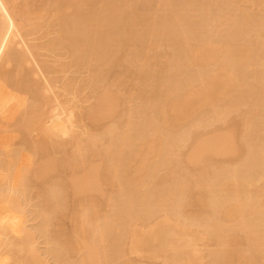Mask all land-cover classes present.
<instances>
[{
    "label": "bare ground",
    "instance_id": "obj_1",
    "mask_svg": "<svg viewBox=\"0 0 264 264\" xmlns=\"http://www.w3.org/2000/svg\"><path fill=\"white\" fill-rule=\"evenodd\" d=\"M180 1L189 3V0ZM244 1L249 8L250 5L254 8L251 6L252 9H249ZM256 1L204 0L203 6L199 4L203 7L201 10L196 7V3L199 2L197 0L196 3H192L198 8V11L197 9L195 11L192 7L187 8L191 1L185 7L186 5L182 6L181 2V4H173L174 0H44V9L47 7L48 12L46 10L39 12L43 15L52 10L51 12H55L60 20L59 26L65 28L61 33L64 40H58L43 33V30L51 27L46 24L47 14L43 17L40 14L35 16L38 17L37 20L35 19L36 22L27 15L30 13L27 9L17 4V0H0V124L4 126L13 120L16 122L15 117L21 108L31 106L30 109L37 111L43 106L42 102H45L44 108L38 112L39 115L37 112L33 115L31 110V115L26 113L27 118L22 120L25 116L23 114V117L19 116L20 125H18L19 121L16 122L17 127L20 126L21 129L24 125L25 128L33 130L34 126L35 133L38 128L45 127L43 130L47 132L45 131L44 136H48L49 139H43V136L42 142L36 145L38 150L45 151V145L49 143L52 146L54 139L52 137H55L54 141H56L57 137L63 138L66 135L68 137L72 132L80 131V128L81 137L83 136L80 137L81 139L78 137L79 145L76 137L73 136L70 140V143L72 139L74 142L77 140V143L73 144V142L68 146L78 145L75 147L77 154L72 147L71 149L74 150L69 152L71 158L66 155L67 160L64 159L67 163L69 161L70 166L67 167L69 164L65 162L66 168L61 171L58 168L59 163L56 165V169L61 172L71 171V175L67 172L63 173V176L57 175L61 172L55 171L56 169L53 171L55 167L52 166H50L52 169L49 167L50 170L46 168L47 174L46 171L41 173L40 171L44 169L41 168L47 161L40 162L39 167L32 166L37 163L33 161L31 167L39 171L35 170L32 175L29 171L30 181L25 175V180L18 179L20 183L24 182L23 189L25 188L24 191L23 189L19 191L18 187L22 184L16 185L17 180L13 173L17 171L18 165L23 166L22 162H25L23 155V161L19 163L21 151L23 154L27 145L25 144L24 148L25 142H19L22 148L21 145H17L16 149L12 142L14 135L12 132L9 134L11 129L4 130L5 127L2 131L0 129V174L1 178L3 177L2 180L0 179V183L2 182L0 184V264L12 263L10 256L1 255L2 252L10 255L11 250L9 253L6 248L3 250L8 243L5 239L10 235L12 238L17 235L15 239L21 235L20 238L25 239L35 234V232L31 234L32 230L28 231L27 227L26 233L21 229L28 220L26 217L33 211L36 214L33 213L34 219H29V222L35 219L36 222L38 219L41 220L40 222L38 220L32 229L35 231L36 228L38 234L44 233L43 240L47 246L50 241L52 242L51 246L45 245L49 249H41L44 254L48 250L54 251L55 255L50 254L54 255L55 259L58 257L60 261L65 257L61 258L63 254L61 256L58 254L56 257V251L66 255L73 254L72 250L83 251L79 256L75 254L76 260L72 256V259L65 258L67 264H71L72 260H74L73 264H147L138 263L129 257L134 254H143L145 258L155 261L160 260V264H235V262L264 264V155L261 154L264 152V111L261 108L264 104V34L260 39L253 41L247 33L251 30L255 31V26L262 24L261 21L254 23L258 8L264 7V0L259 4L262 7L257 4L261 0ZM255 5L258 11L254 10ZM238 6L240 7L236 9ZM198 12L204 15L200 17ZM32 13L37 14L34 11ZM197 14L201 19L203 17L204 21L201 24L199 22L198 26L193 23ZM41 20L45 21L41 22ZM23 27H27L23 39L25 44H30L28 50L30 47L35 48V51L30 49L35 54L38 53L37 49H41L40 54H36L42 56L43 60L38 59L41 60L39 62L43 61V69H47L44 70L47 71L46 74L50 73L51 65L53 67L54 64L50 60L67 58L65 63H69L67 66L70 67V72L66 73L69 75L71 73L70 78L69 75L68 78L66 77V73L64 76L63 73L62 76L58 74L66 68L64 61L60 62L65 66L64 69L59 70L55 66L60 60L57 63L54 60L53 70L51 68L49 74L51 78L48 76L55 81L52 83L56 84L65 77L63 81L67 83L60 82V89L58 88L60 83L58 86L50 83L51 87H57V91H60L61 100L67 93L62 101L64 106L57 97L61 104L57 101V105L51 106L53 107L51 109L49 107L51 100L49 98L42 100L39 97L42 94H40V84L30 82V79L26 78L29 77V71L22 67L25 54L22 55L12 48L16 38L22 39L20 32ZM220 31L224 38L212 39L214 35L220 34ZM164 45L171 49L170 53L159 50ZM259 58L263 61L262 69L257 72L252 71V65ZM13 59L19 61L21 69L19 67L18 70L21 71L20 74L22 73L18 74L21 79L13 81L17 84L14 91L4 79L7 71L2 74L4 65ZM45 59L46 63L48 61L51 65H46ZM142 59L149 63L150 70L141 71L137 77L126 76L129 68ZM211 65L214 68L207 69V66ZM122 67H124L123 71L117 70ZM55 68L59 70L56 72L57 76ZM185 70H191L193 74L188 75L187 72L188 76L180 82V79H184L183 76L186 75ZM76 71H79L80 75L82 71L87 73L82 75L84 78L78 73L76 77ZM251 71L254 77L252 80L246 77ZM71 77L78 82L76 85L80 86L83 81L80 91L84 92H78L76 82ZM57 78L59 82L56 81ZM176 78H179V81ZM68 79L74 81V85L71 84L77 90L75 92L78 95L71 94L76 95L74 100L70 95L71 91L68 90ZM79 80H82L80 84ZM63 85L66 86L65 90ZM119 85H125L123 87L131 85L130 91L125 90L126 92L120 91V93L115 87ZM23 86L26 87L25 90L31 92L39 91L36 100L35 97H31L36 102L41 100L40 109H34L40 104H36L33 99L31 104L28 103L30 98L28 100L19 93H23L22 91L27 93ZM157 86L158 88L161 86V89L159 90ZM139 87L143 91L141 94L137 93ZM64 92L65 94L62 95ZM79 94L84 96V99ZM71 97L72 100L67 102V98L71 99ZM42 98L44 99L43 96ZM89 100L90 102L92 100V103L88 106ZM65 102L66 105L72 104L71 106L80 102L78 107H83L81 109L85 111L80 109L81 111L76 112L77 106L75 108L69 104L66 106ZM84 103L87 109L84 108ZM32 105L35 107L33 108ZM47 106L50 108L49 111ZM65 106L67 108L70 106L69 111L71 109L75 111L69 113ZM75 112H79L75 116L79 128L76 131V120L75 127L72 121L74 120L72 114ZM231 114L234 115L232 121ZM228 118L230 124L227 122ZM107 120L110 123L102 125ZM190 120L191 123H188ZM236 121L241 124L238 125ZM219 122L223 126L221 124L216 126L211 132L193 130L195 126L205 129ZM40 123L42 126L44 124V127H39ZM26 131L24 129L23 135L31 130L27 133ZM75 136L80 135L78 133ZM43 140L50 142L45 143ZM40 144L44 145L43 149L40 148ZM54 145L49 148H53ZM64 146L65 144L62 147ZM49 148L47 153L50 152ZM44 151L42 158L46 155ZM219 156L225 161H219L217 159ZM64 160L63 157L60 160L63 167ZM21 166L18 169L20 171L29 167L25 165L21 168ZM194 166L198 167L195 168L197 171L193 169ZM63 167L61 165V168ZM52 171L55 176L49 174ZM36 173L40 177H37ZM19 174L23 176L27 172L22 174L18 171L17 178ZM50 175L55 178H53L54 183L53 180L45 181L52 179ZM35 176L39 178V185L42 184L39 180L46 184L41 185L43 188L46 187V190L39 187L43 192L37 188L41 190L39 194L48 193L44 196L40 194V200L46 197L42 202L40 201L41 203L35 204L38 201H34L33 210L28 211L31 207L28 203L26 210L29 213L24 210L28 213L26 215L23 213L22 195L23 192L28 193L26 186L30 187V185L27 183L37 181ZM65 176L68 178L67 181L63 179ZM61 178L64 181L57 182ZM104 182L112 189L104 190L102 188ZM8 184L10 185L7 188L11 191L15 188L14 197L12 192L11 197L8 196L9 192L7 193L6 188ZM4 185L6 190L1 188ZM16 192H21L20 196L16 195ZM19 197L22 199L21 205ZM67 219L72 223H70L71 230L70 225H65L66 228L64 224L59 225V222L66 223ZM135 221L139 223L134 224ZM52 227L54 229L50 231ZM20 233L23 235L25 233L26 236ZM32 236L31 241L28 242V239L19 238L20 241L17 239L15 242L13 238L6 244L7 248L16 246L21 255L20 249L24 251L25 247L29 246V242L35 246L36 241L33 242ZM56 239H60V242H55ZM209 240L214 242L215 247L206 253L198 252L196 247L199 242ZM36 248H33V252L31 249L34 254H30L33 258L38 257L37 259L42 260L40 253H36ZM17 250L15 252H18ZM67 251L70 253L67 254ZM14 257H11V260ZM17 259L15 257V261L12 260L14 264H18ZM37 259L35 258L34 261ZM67 259L71 261L68 263ZM43 261L47 262H44L45 264L49 262L46 259Z\"/></svg>",
    "mask_w": 264,
    "mask_h": 264
},
{
    "label": "rangeland",
    "instance_id": "obj_2",
    "mask_svg": "<svg viewBox=\"0 0 264 264\" xmlns=\"http://www.w3.org/2000/svg\"><path fill=\"white\" fill-rule=\"evenodd\" d=\"M41 1H42V2H41ZM190 1H191V3H190ZM192 1H193V2H192ZM198 1H199V2L196 3L197 0H196V1H195V0H189V1H188V2L190 3L189 6H188L189 3H187V2H185V3L181 2V1H180V2L182 3V6L185 4V5H186L185 7H187V6H188L187 8H189V7L191 8V7H192L193 10L196 11V9H197V11H198V8H195V4H193V5H194V6H193L192 3L195 2V3H196V7H199V8H201V10H202L203 7H201V6L204 5V4H202V2H204V0H198ZM205 1H207V0H205ZM217 1H218V0H217ZM219 1H220V0H219ZM17 2H18L17 4H18L20 7L22 6L24 9H27V10L30 12V13L27 14V15L30 16V18H31L32 20H35V19L37 20L38 17H35V16H38L39 14L42 15L41 13H42V12H45V10H46V12H48L46 6H45L46 9H44V5H45V3H43L44 0H17ZM172 2H173V1H172ZM180 2H179V0H176V1L174 0V3H173V4H176V3L179 4ZM256 2H258V0H257ZM42 3H43V4H42ZM181 3H180V4H181ZM186 3H187V4H186ZM244 3H245V1H244ZM262 3H263V2H262V0H261V2H260V3L258 2L257 4H258V6H260L259 4H262ZM197 4H198V5H197ZM199 4H201V6H200ZM245 4H246V3H245ZM248 4H249V2H248ZM191 5H192V6H191ZM240 5L242 6V3H241V2H240ZM246 6H248V8H249V5L246 4ZM246 6H244V7L246 8ZM251 6H252V5H250V8H249V9H252ZM234 7H236V5H235ZM239 7H240V6H238L236 9H238ZM242 7H243V6H242ZM252 7H253V6H252ZM260 7H262V6H260ZM194 8H195V9H194ZM253 8H254V7H253ZM42 9H43V10H42ZM51 9H52V8H51ZM254 10H255V11H258V10H259V11L257 12V14H255V15H256V17H255V21H256V23H254V24H257V21H258V22L261 21L262 24H260V25H256V26H255V31H254V30H251V31L247 32V33H248V37H249L250 39H252L253 41H254L255 39H260V38L262 37V35L264 34V25H263V22H264V7H262V8H258V10H257L256 5H255V9H254ZM32 11H34V13H37V14H33ZM35 11H36V12H35ZM39 11H41V13H40ZM51 11H52V10H51ZM51 11H49L48 14H47V13H43V15L47 14V15H45V17H47V19L44 17V18L46 19V24L51 25L50 28H46L45 30H43V33H44L45 36H47V37H53V38H56V39H58V40H64V38L61 36V33H63V31H64L65 28L59 26V25H60V20H59V18L57 17V15H56L55 12L52 13ZM38 12H39V13H38ZM199 12H201V11L199 10ZM199 12H198V13H199ZM43 15H42L41 17H43ZM200 15H201V13H199V16H200ZM202 15H204V14L202 13ZM202 15H201V16H202ZM199 16H198V14H197L196 18L194 19L195 21L193 22V23H194L195 25H197V26H198L199 22H200V24H201L202 21H203V20H202L203 17H202V19H201V18H200L201 16H200V17H199ZM197 17H198V18H197ZM44 18H40V19H44ZM199 19H200L201 21H198ZM36 20H35V21H36ZM39 21H40V20L38 19V23H39ZM42 21H45V20H41V22H42ZM196 21H198V23H196ZM36 22H37V21H36ZM36 22H35V23H36ZM203 23H204V21H203ZM200 24H199V25H200ZM26 30H27V27H23V28H22V30H21V32H20V36L22 35V39H21V37L16 38V39H15V42H14L13 45H12V48H15L17 51L21 52L22 55L25 54V55H24L25 57L23 58L22 67L24 66V69H25V70L27 69V70L29 71V73H30V74L28 73L29 77L27 76L26 78H29L30 80H29V79H28V80H29L30 82H31V81L34 82V83H35V82H38V83L40 84V90H41V91L39 90V84H37V88H38V90L40 91V94H41V93L43 94V95H42V94H41V95L44 97V99L42 98L41 95L39 96V94H38L39 91H38V93H37V92L35 93L34 91H36V90H34L33 92H31V91H29V90H25V89H26L25 86H23V89H24L27 93H25L24 91H22L23 93H21V92H19V89H18V92H19L20 94H23V95L26 97V99L29 100V98H30V102H28V100H27V102L30 103V104H31V102H32L31 99H33V98L35 97V100H36V99H37V96L41 97L40 99H42V100H45V99L47 100V99L49 98V99L51 100L50 102L53 103V104L49 103V107L52 109L53 107H51V106H54V107H55V106L57 105V101H58V100H57V97H59V99H60V101H61V103H62V101H64V97L67 95V93L65 94V92H64L62 95L65 94V96H63V100H61V99H62V96L60 97L61 93H60V91H57V87H55V88L51 87V84H56V83H52V81H54V80L49 79V77H50L49 74L51 73V68H52V70H53V67H54L55 62L57 63L61 58H60L59 60L57 59L58 61H56V59H54L55 62H54V60H50L51 63H52V61H53V63H54V64H53V67H52V65H51L50 62L47 61V63H46V59H45V63H46V65H48V64L51 65V68H50V70H49L50 73H49V74H46L47 71L45 72L44 70H47V69H43V61H42V62H39V60L42 58V56H38V55L40 54L39 51H40L41 49H37L39 54H38L37 52H35V54H34V52L31 51L33 48L31 49V47H30L29 50H28V46H30V44L28 43V44H29V45H28V44H25V43H24V39H23V37L25 38L24 33L26 32ZM43 33H42V35H43ZM217 33H218V32H217ZM217 33H215V34H217ZM213 35H214V34H212V36H213ZM18 36H19V35H18ZM212 36H211V37H212ZM216 37H217V39H216ZM213 38L216 39V40H220V38H224V35H223V33L220 31V34L218 33L217 35H214V36L212 37V39H213ZM218 38H219V39H218ZM239 39H240V38H239ZM25 40H26V39H25ZM22 41H23V42H22ZM26 45H27V46H26ZM30 49H31V50H30ZM37 50H36V51H37ZM159 50H160V51H163V52H167V53H170V52H171V49H169V48L166 47L165 45H164V46H161V47L159 48ZM33 51H35V48L33 49ZM42 52H43V51H41V53H42ZM36 53H37L38 55H37ZM38 58H40V59H38ZM62 58H63V57H62ZM65 58H66V57H65ZM65 58H63L64 60L62 59V60H60V61L58 62V64H59L60 66H59L58 64H55V66H57V67L59 68V70H60V68H61V69H64V67L66 66V68H68L67 71L64 72V70H66V68H65L63 71H62V70L59 71V70H57L58 68L56 67L57 69H56V68H55V69H56L57 71H55V75H56V72H58V71H59L58 74L61 75V74L63 73V74H62L63 76H64V74H65L66 72H67V73L70 72V71H69V70H70V67H68V66H69V63H68V64L65 63V62H67V58H66V59H65ZM42 60H43V58H42ZM47 60H49V59H47ZM69 60H70V59H69ZM40 61H41V60H40ZM61 61H64V62H63V63L65 64V66L63 65L64 67L61 65V64H63V63L60 64ZM21 62H22V61H21ZM21 62H20V63H21ZM68 62H70V61H68ZM41 63H42V65H41ZM45 63H44V64H45ZM262 64H263V61L261 60V58H259L256 62H254V64L252 65L251 70H252V71H255V72L260 71V70L262 69ZM49 65H48V66H49ZM67 65H68V66H67ZM19 67H20L19 61L13 59V60H11L10 62H8V63H6V64L4 65V72H2V74H4V73L7 71V73L4 74V75H5V76H4V77H5L4 79H5V81H7L8 86H11L10 88H11V90H13V91L16 90V88H17V87L15 86V85H17V84H15V82H13V81H17V80H19V78L21 79L20 75H21L22 73L20 74L21 71L18 70ZM44 68H45V67H44ZM213 68H214L213 65H211V66H207V69H213ZM20 69H21V67H20ZM71 70L73 71L72 68H71ZM85 70H86V69H85ZM117 70H118V71H123V70H124V67L119 68V69H117ZM149 70H150L149 63L146 62V61H144V60L142 59L141 61H138L134 66H131V67L129 68V72L126 74V76L137 77L138 74H139L141 71L147 72V71H149ZM16 71H17V72H16ZM19 71H20V72H19ZM252 71H251V74H249L250 72H248V73L246 74V75H247L246 77H249L251 80L254 78V77L252 76ZM74 72H75V71H74ZM78 72H79V71H76V73H75L76 77H77V75L79 74ZM184 72H185L184 74H186L187 72H189L188 75H189L190 73H192L191 70H185ZM255 72H253L254 75H255ZM67 73H66V74H67ZM77 73H78V74H77ZM80 73H81V72H80ZM86 73H87L86 71H84V72L82 71V74H81V75L79 74V75L82 76L83 74L85 75ZM18 74H20V75H18ZM66 74H65V75H66ZM73 74H74V73H73ZM73 74H72V75H73ZM192 74H193V73H192ZM248 74H249V75H248ZM59 75H58V76H59ZM62 75H61V76H62ZM68 75H69V74L66 75L67 78H68ZM70 75H71V73H70ZM70 75H69V78H70ZM188 75H187V74L184 75V76L182 75V76L184 77V79H180V80H181L180 82H182V80L184 81V80H185V76L187 77ZM16 76H17V77H16ZM48 76H49V77H48ZM56 76H57V75H56ZM182 76H181V77H182ZM76 77H75V78H76ZM82 77H83V76H82ZM82 77H81V78H82ZM246 77H245V78H246ZM50 78H51V77H50ZM59 78H60V77H59ZM64 78H65V77H63V79H64ZM71 78L74 79V77H71ZM81 78H80V79H81ZM83 78H84V77H83ZM249 78H248V79H249ZM16 79H17V80H16ZM48 79H49V81H48ZM54 79H55V78H54ZM61 79H62V78H61ZM63 79L60 80V82H62ZM76 79H77V78H76ZM78 79H79V76H78ZM176 79L179 81V78H176ZM246 79H247V78H246ZM248 79H247V80H248ZM250 79H249V81H250ZM255 79H256V78H255ZM71 80H72V79H71ZM71 80L68 79L69 89H68V87H67L66 90L68 89V90L71 91L70 95H71L72 93H73V94H77V92H75L76 88L73 86V85H74L73 82L75 81V79H74V81H71ZM56 81H58V78L56 79ZM80 81H82V80H79V84H80ZM54 82H55V81H54ZM58 82H59V81H58ZM60 82H59V83H60ZM63 82H65V81H63ZM63 82H62V83H63ZM75 82H76V83H75V85H76L78 82H77V81H75ZM16 83H17V82H16ZM50 83H51V84H50ZM59 83H58V84H59ZM66 83H67V82H65V84H66ZM71 83H73V85H72ZM58 84H56V85L58 86ZM83 84H84V83H83V81H82V84H80V86H81V85L83 86ZM68 85H67V86H68ZM60 86H61V83L59 84V87H58L59 89H60ZM76 86H77V89H79V90H78V92H79V91L81 90L82 87H80L79 85H76ZM123 86H125V85H122V86L119 85V86H115V87H117V90H118L119 92H120V91H125V90H126V91H128V90L130 91L129 88H130L131 85H127V87H123ZM62 87H63L64 90H65V87H66V86L63 85ZM62 87H61V90L63 89ZM70 87H71L72 89H71ZM78 87H80V88H78ZM160 87H161V86H159V88H160ZM8 88H9V87H8ZM10 88H9V89H10ZM125 88H126V89H125ZM127 88H128V89H127ZM157 88H158V86H157ZM159 88H158V89H159ZM59 89H58V90H59ZM160 89H161V88H160ZM160 89H159V90H160ZM64 90H62V92H63ZM76 91H77V90H76ZM126 91H125V92H126ZM67 92H68V94H69V91H67ZM80 92H84V91H80ZM80 92H79V93H80ZM28 93H29V94H28ZM30 93H32V94L30 95ZM120 93H121V92H120ZM122 93H123V92H122ZM137 93H139V94L143 93V91L140 89V87H139V89L137 90ZM25 94H26L27 96H26ZM33 94H34V95H33ZM35 94H36V95H35ZM73 94H72V95H73ZM84 94H85V93H84ZM29 95H30V96H29ZM72 95H71V96H72ZM77 95H78V94H77ZM28 96H29V97H28ZM31 96H33V98H32ZM68 96H69V95H68ZM75 96H76V95L72 96V97H73V100H74V97H75ZM79 96H82V95L79 94ZM87 96H88V95H87ZM87 96H86V97H87ZM72 97H71V99H68V98H67L66 101H67V102H70V101L72 100ZM83 97H84V96H82V98H83ZM86 97H85V99H86ZM69 98H70V97H69ZM76 98L78 99L79 97L77 96ZM76 98H75V100H76ZM88 98H89V96H88ZM65 99H66V98H65ZM80 99H81V98H80ZM83 99H84V98H83ZM33 100H34V99H33ZM35 100H34V101H35ZM68 100H69V101H68ZM34 101H33V102H34ZM39 101L41 102V100H39ZM76 101L78 102V100H76ZM79 101H80V100H79ZM84 101L87 102V100H84ZM234 101H235V100H234ZM40 102H36V101H35L36 104H37V103L40 104ZM48 102H49V101H48ZM48 102H47V103H48ZM58 102H59V101H58ZM73 102L75 103V101H73ZM80 102L82 103L83 101H80ZM80 102H79V103H80ZM35 103H33V105H34ZM42 103H43V106H42L41 109H40L39 107L41 106ZM42 103H41L40 105H38V107H37V105L35 104L37 108H36L35 106H34V107H35V108H34L33 105H32V107H33L34 109H38V108H39L40 110H42V109L44 108V105H45L44 103H45V102H42ZM59 103H60V102H59ZM61 103H60V104H61ZM79 103H78V105H79ZM90 103H92V100H91V102H90V100H89V102L87 103V105L89 106ZM263 103H264V102H263ZM50 104H51V105H50ZM54 104H55V105H54ZM60 104H59V105H60ZM68 104L70 105V103H68ZM68 104L66 105V102H65V105H66V106H68ZM76 104H77V103H76ZM84 104H85V105H84V108H85V106H87V105H86V103H84ZM62 105L64 106L63 103H62ZM71 105H72V104H71ZM71 105H70V106H71ZM73 105H74V106H71V107H74V108H75V107L77 106V108H78V109L75 108V109H76V112H77V111H81V110L85 111L84 109H81V108H83V107L79 108L78 105H75V104H73ZM80 105H81V104H80ZM66 106H65V108H67ZM70 106L67 108L68 111H69ZM81 106H83V104H82ZM30 108H31V106H30ZM30 108H29V107H26V108H21V110H19V112L17 113V117H15L16 119L14 118L16 122L19 121V122H18V123H19L18 125L21 124V120H20L19 116H20V117H21V116L23 117V115H24V116L27 115L26 113L29 114L31 110H32L31 113H32L33 115L36 114V112L38 113V112L40 111V110L34 111L33 109H30ZM46 108H47L48 111L50 110V108H48V106H47ZM242 108H243V107H242ZM244 108H245V107H244ZM261 108H262V110L264 111V104L261 105ZM80 109H81V110H80ZM85 109H87V108H85ZM73 110H74V109H71L70 111L72 112ZM241 110H242V109H241ZM43 111H44V110H43ZM70 111H69V113H70ZM74 111H75V110H74ZM74 111H73V112H74ZM76 112H75V113H76ZM238 112H239V114H240V111H238ZM238 112H237V113H238ZM31 113H30V115H31ZM75 113L72 114L73 117H74V120H72V121H74V122H73V126H74V123H75V120H76V124H75L76 127L74 126V127H75V131H76L78 127H77V119H75V118H76L75 116L78 115L79 112L76 113V114H75ZM235 113H236V112H235ZM235 113H234V114H235ZM22 114H23V115H22ZM30 115H28V116H30ZM38 115H39V113H38ZM231 115H232V114H231ZM237 115H238V114H237ZM233 116H234V115H232V117H230L231 121H232V119H233ZM63 117H64V116H63ZM65 117H66V116H65ZM77 117H78V116H77ZM238 117H239V119H240V116H239V115H238ZM24 118H27V116L23 117L22 120H23ZM194 118L197 119V116L194 115ZM234 118H235V117H234ZM28 119H29V118H28ZM63 119H64V118H63ZM195 119H194V120H195ZM230 119H229V118L227 119V120H228V121H227L228 123L231 122V121H229ZM236 119H238V118H236ZM110 120H111V119H110ZM191 120H192V119H191ZM191 120H190L188 123H191ZM26 121H27V120H26ZM13 122H14V120L11 121V123L8 122V125H7V123L4 124V126H3V124L1 123L0 126H1L2 128L0 127V129H1V131L3 130V127H5L4 130H6L7 128L11 129V130H9V129H8V130H9V132H10L9 134H12V133H13V135H14V136L12 137V138H13V139H12V140H13L12 142H13V145H14L13 147H16V149H17V145H18V146L21 145V144L19 145V142H21V143H22L23 141L25 142V143L23 144V145H24V146H23L24 148H25L26 145H27L26 149H27L28 151H27L26 149L23 148L25 151L23 150V152H24L23 154H22V151H21V160H20L19 163H21V161H23V157H24V158H25V159H24L25 162H22V163H24L25 165H27V166H29V167H26L24 170H22V169H23L22 167H23V166L25 167V165L23 164V166H21V164H20V165H18V169H19V166H21V168H22V169L20 168L21 171L18 170L17 167H16L17 171H16V169H15L16 172L13 173L14 177L16 176L15 179L17 180V184H16V182H15V184H16V185H18V184L21 185V184H22V185H21L22 187H21V186L18 187V189H20L19 191H21V190L23 189V183H24L23 181H21L22 183H20L19 181H20L21 179L24 178V175L27 176V177H25L26 179H27V178L29 179V178H30V174L32 175V173H34V172H36V171L38 170V169H34V168H35L36 166L39 167L40 162H42V161H45V162L47 161V163H46V165H44L45 167H44V166H43V167L41 166V167H42L41 169L44 168L42 171H40L41 173H42V172L45 173V171H46L45 174H47V171H48L47 169H49L50 166H52V168L55 167V168H53V169L50 167V168L54 171V170L56 169V167H57L56 165H57L58 163H59V164H58V168H60V170L66 168L65 165L69 164V161H68V163H67V161H65L64 159L67 160V157H68V156H69L68 158H71V156H70L71 151H73V150L75 149V147L79 145V143H80V139L83 137V136L81 137V134H82V133H80V131H82V130H81V128H80V131L78 130V132H77V131H76V132H72V131H71L72 133H71L70 136H68V137H66L67 135H66L65 137H63V138H62L61 136L57 137L58 139H57L56 141H54V139H56V138H55V137H52V139L54 138L52 144H53V145L55 144L53 148H51V149L49 148V147H52V146H53V145L50 146L51 144L49 143V144L45 145V149H46L45 151H44V150H41V149L38 150L36 145H39V144H37V143H39V142L42 140V137L45 135V131H46V130H43V129H45V127H44L45 122H44L43 126L41 125V123H40L41 126H39V127H44L43 129L38 128V127H37L38 125L36 124V127L38 128V130H39V131L42 130L43 133H40V132H42V131L39 132L38 130H36L37 133L33 132V130H34V126H33V130H32V129H29V128H28V129L25 128V126L23 125V126H24V129L27 130L26 133H27L28 131H30V130H31L30 132L34 133V134H32V133L28 132L29 135H28V134L23 135V134H25L24 129H23V126H22L23 131H22V129H21L20 126H18V127H20L19 129H21V130H19V129H17V128H18V127H17V123L14 122V123H16V124H15L16 126H15ZM233 122H234V121H233ZM237 122L239 123V121H236V123H237ZM42 123H43V122H42ZM78 123H79V121H78ZM108 123H110V121L107 120V121H104V122L102 123V125H106V124H108ZM192 123H193V122H192ZM228 123H227V124H228ZM220 124H221V123L219 122V123H216L215 125H214V124H213V125H209V126H207L205 129H203V128H198V127L195 126V127H193V130H194L195 132H201V131H202V132H205V133H206V132H211V131H213V129H214L216 126H218V125L220 126ZM229 124H230V123H229ZM229 124H228V125H229ZM231 124H232V123H231ZM240 124H241V123H239L238 125H240ZM6 125H7V126H6ZM221 125H222V124H221ZM73 126H72V127H73ZM78 126H79V124H78ZM222 126H223V125H222ZM225 126H226V125H225ZM10 127H11V128H10ZM30 127H31V126H30ZM79 127H81V126H79ZM90 127H91V126H90ZM90 127H88V128H90ZM12 128H13L14 130H13ZM31 128H32V127H31ZM35 129H36V128H35ZM78 129H79V128H78ZM215 129H216V128H215ZM90 130H92V128H91ZM14 131H15V132H14ZM16 131H17V132H16ZM34 131H35V130H34ZM73 131H74V130H73ZM11 132H12V133H11ZM21 132H22V133H21ZM23 132H24V133H23ZM38 132H39V133H38ZM46 132H47V131H46ZM17 133H18V134H17ZM78 133H79L80 136H75V135H78ZM19 134L22 135L23 137L20 136ZM31 134H32V135H31ZM42 134H43V135H42ZM48 135H49V134H48ZM10 136H11V135H10ZM24 136H25V137L27 136V138H24ZM46 136H47V134H46ZM73 136H74V137H73ZM60 137H61V138H60ZM72 137H73V138L76 137V139H78V143L76 142L77 140L75 141V142L78 144V145H76L75 147H74L73 145H72V146H68V145H71V144L74 142V139H72V141H71L72 143H70V140H71ZM78 137H79V138L81 137V138L79 139ZM44 138H46L47 140L49 139L48 136H47V137L44 136L43 139H44ZM50 138H51V137H50ZM50 140H51V139H50ZM43 141H44V140H43ZM51 141H52V140H51ZM57 141H58V142H57ZM41 142H42V141H41ZM44 142H45V143H48V142H50V141H48V142H47V141H44ZM54 142H55V143H54ZM62 142L65 144L64 147H62V146L64 145ZM65 142H66V143H65ZM67 142H68L69 144H68ZM75 142H74L73 144H75ZM45 143H44V144H45ZM60 143H61V144H60ZM15 144H16V146H15ZM25 144H26V145H25ZM42 144H43V143H42ZM66 145H67L68 148L70 147L69 150H70L72 147H73L74 149H73V150L71 149V150L69 151L68 148L66 147ZM185 145H187V144H185ZM188 145H190V144H188ZM40 146H41V147H40ZM40 146H39L40 148H42V149L44 148V145H41V144H40ZM35 147H36V148H35ZM46 147L49 148V150H50L49 153H47V150H48V149H47ZM186 147L188 148V146H186ZM21 148H22V145H21ZM19 149H20V147H19ZM12 150H13V148H12ZM36 150H38V151H36ZM67 150H68V151H67ZM76 150H77V149H75V151H74L75 153L77 152ZM184 150H185V147H184ZM186 150H187V149H186ZM42 151L46 152V155L50 154V155H48V156H52L53 158L51 159V158H49V157L46 156V155H45L44 158H42V156H44V154H43ZM65 151L67 152V154H65V153H66ZM41 152H42V153H41ZM69 152H70V153H69ZM185 152H186V151H185ZM63 153L65 154V157H66V155H67L66 158L63 156V155H64ZM62 154H63V155H62ZM68 154H69V155H68ZM76 154H77V153H76ZM261 154L264 155V152H261ZM22 155H23V157H22ZM55 156H56L57 158H55ZM73 156H76V155L73 154ZM47 157H48V158H47ZM62 157H63V160H64V162L62 161V162L64 163V167H63V164L60 162V160L62 159ZM76 157H77V156H76ZM46 158H47V159H46ZM31 159H32V161H31ZM45 159H46V160H45ZM48 159H49V160H48ZM75 159H76V158H75ZM92 159H93V158H92ZM92 159H91V160H92ZM96 159H97V158H96ZM217 159H219V161H221V162H223V160L225 161V159H223V158L220 157V156L217 157ZM226 159H227V158H226ZM69 160H70V159H69ZM91 160H90V162L93 163V161H91ZM93 160H94V159H93ZM33 161H34V162L36 161L38 164H37V163L33 164ZM50 161H52V162H50ZM75 161H76V160H75ZM45 162H44L43 164H45ZM53 162H55V163H53ZM56 162H57V163H56ZM65 162H66L67 164H65ZM94 162H95V161H94ZM50 163H52V164H54V165H47V164H50ZM32 164H33V165H32ZM43 164L41 163V165H43ZM60 164L62 165L63 168H61V165H60ZM31 165H32V166H35V167L32 168ZM59 165H60V166H59ZM69 166H70V164H69L67 167H69ZM30 167H31L32 169H31ZM38 167H37V168H38ZM47 167H48V168H47ZM46 168H47V169H46ZM58 168H57L55 171L59 170ZM195 168H198V167L194 166V168H193L194 170L197 171V169H195ZM28 169H29V170H28ZM33 169H34V171H33ZM35 170H36V171H35ZM49 170H50V169H49ZM60 170H59V172L62 171V170H61V171H60ZM67 170H69V168H67ZM70 170H71V167H70ZM191 170H192V169H191ZM18 171H19L20 173L22 172V174H23V172H25V173L27 172V174H23V176H20L21 174H19V176H18V178H17ZM29 171H31L30 174H29ZM38 171H39V170H38ZM38 171H37V172H38ZM53 171H52V172H49V174H51L52 176H53V175L55 176V174H52ZM63 171H64V172H61L60 174H57V175H61V174H62V176H63V173H66V172H67V171H65V170H63ZM192 171H193V170H192ZM196 171H195V172H196ZM40 172H39V174H40ZM59 172H58V173H59ZM70 172H71V171H69V172H67V173L70 174ZM54 173H55V172H54ZM71 173H72V172H71ZM28 174H29V175H28ZM37 174H38V173H36L35 175H37ZM39 174H38V175H39ZM68 174H67V176L69 177ZM33 175H34V174H33ZM38 175H37V177H40V176H38ZM51 175H50L49 177H51ZM57 175H56V176H57ZM64 175H66V174H64ZM70 175H71V174H70ZM1 176H2V175L0 174V179L2 180L3 177L1 178ZM35 177H36V176H35ZM37 177H36V178H37ZM43 177H45V175L42 176V179H43V181H44V178H43ZM46 177H47V176H46ZM25 178H24V180H25ZM36 178H35V179H36ZM47 178H48V177H47ZM51 178H52V177H51ZM53 178H54V177H53ZM53 178H52V179H50V178H49V179H46L45 181L48 182V180H49V181H50V180H53V183H54V179H55V178H54V179H53ZM58 178H60V177L58 176ZM65 178H66V176L63 177V179H64L65 181H67L68 178H66V179H65ZM18 179H19V181H18ZM32 179H33V176H32ZM38 179H39V178H37V181H34V182L31 181V182H29L30 184L27 183L28 185H30V187H27V186H26V192L28 191V193L23 192L24 194L22 195V196H23V198H22V199H23L22 207L24 206V207H23V211L26 210V209L28 208V207H26V206L28 205V203H29V205L31 206L30 208H28V211H29V209H32V210H33L34 206H33V208H32V205H35V204L41 203V202H42V199L46 197V196H45V197H43V198L40 200V197H41L40 194H42V195L44 196L46 193H48V192H46L45 194L42 193L43 190H42L41 188H39V187H40L43 183H44L43 186H45L46 184H45V182H43L42 180H41V181L39 180L40 183L42 182V184L39 185V183H38ZM56 179H57V178H56ZM63 179L61 178V179H60L59 181H57V182H60L61 180L64 181ZM1 180H0V181H1ZM30 180H31V178L29 179V181H30ZM57 180H58V179H57ZM26 182H27V180H26ZM26 182H25V183H26ZM35 182H37L38 185H37V184H34ZM55 182H56V181H55ZM1 183H2V182H1ZM1 183H0V184H1ZM32 183H33V184H32ZM51 183H52V182H51ZM51 183H50V184H51ZM66 183H68V182H66ZM2 185H3V184H2ZM9 185H10V184H8V185L6 186V188L9 187ZM16 185H15V186H16ZM32 185H33V186H34V185H37V186H36V187H35V186L33 187ZM47 185H48V183H47ZM43 186H41V187L43 188ZM47 187H48V186H47ZM1 188H5V185H4V187L2 186ZM6 188H5V190H6ZM27 188H28V190H27ZM37 188H39V189L42 190V192H41L40 194H39V191H41V190H38ZM102 188H103L104 190H106V191H109L110 189H112V188H109V186H108L107 183H105V182L103 183ZM7 189L10 190V191L7 190V193L9 192V193H8V196L11 197L10 194H11V192H12V196L14 197V194H15V193H13V191L15 190V188H14V190L12 189L13 191H11V189H9V188H7ZM24 189H25V188H24ZM24 189H23V191H24ZM43 189L46 190V187H44ZM47 190H48V188H47ZM68 191H70V190L68 189ZM114 191H116V190H114ZM20 193H21V192H19V193L16 192V195H17V194L19 195ZM38 195H39V197H38ZM47 195H48V194H47ZM69 195H70V194H69ZM69 195H68V196H69ZM19 196H20V195H19ZM24 196H25V197H24ZM28 196H29V197H28ZM69 197H70V199H71V195H70ZM69 197H68V198H69ZM20 198H21V197L18 198L19 202H20V200H22V199H20ZM25 198H26L28 201H27ZM30 198H31V199H30ZM29 199H30L32 202H31ZM25 200H26L27 202H26ZM263 200H264V197H263ZM34 201H35V202L38 201V202L34 204ZM40 201H41V202H40ZM25 202L27 203L26 205H25ZM23 203H24V204H23ZM4 204H5V202H4ZM20 205H21V202H20ZM29 205H28V206H29ZM25 207H26V208H25ZM32 210H31V211H32ZM102 210H104V208H103ZM26 211H27V210H26ZM28 211H27V212H28ZM37 212H38V211H37ZM23 213H25V211H24ZM28 213H29V212H28ZM28 213H25V214L27 215ZM30 213H31V212H30ZM33 213H34V211L31 213V215H30L31 217H30L29 215H28V217H26L28 220L24 217V218H25V221L27 220V222H25L26 226H25V224H23L25 227L23 226V228H21V229H24V230H25V228L27 227L28 231H29V229L32 230V231H30L31 234H33V233L35 232V234H34L35 236H34V235H33V236L31 235V236L33 237V242H34V240H35L36 242H34V243H36L37 245L35 244V246H34L33 243L29 242V243H28L29 246L27 245L28 247H25L26 249H25L24 251H22V249H20V251L22 252L21 255H20L19 249L16 248V246H14L15 248H11V247L8 246V247H9V249H8L6 244L10 243L11 240H13V238H14V241H15V242H16V240H17L18 238H19V239H24V238H20V236H21V235H20V236H18L17 239H15V237H17V235H16V236H13V238H12V236L10 235L9 238H11V239H9V238L5 239V240L8 241V243H6V244H5V247H3V250L6 248V250L8 251V253H9V250H11V251H10V255L7 254V252H6V253L2 252L1 255H5V254H6L5 256H7V257L10 256L9 258H10V261H11L12 263H13L12 260H14L15 257L18 258V259H17L18 264H19V263H20V264H37V263H39V262H37V261H40L39 264H45V263H47L46 261H43V262H42V260H45V259H46L47 261H49L48 264L51 263V262H52L51 264H53V263H54V264H56V263H57V264H58V263L61 264L62 261H64L62 264H67V263H65V262H66V259H65V258H71V256H72V258L76 260L77 258H75V254L77 253L78 255H77V254H76V255L79 256V255H81V254L83 253V251H79V252H80V254H79L78 251L75 252L74 250H72L71 252H72L74 255H73V254H68V252L70 253V251H67V254H68V255H66V253H61V251H60V253H59L58 251H56V252H57V253H56V257H57L58 254H60V256H61V254H63V256H61V258L65 257V258H63L64 260H60V261H59V258H58V257H57V258H58V261L56 260L57 258H56V259L53 258L54 255H55L54 251L52 252V251H49V250H48V252H47V251L45 250L46 253L44 254V253H43V252H44L43 250H44V249H49V248H47V247H48V246H51V245H52V242L50 241L49 245L47 246V245H46L47 243L45 244V242H44L45 240H43V239H44V238H43V234H44V233L41 232V234H38V233H37L38 230H36V228H35V231H34V229H32L33 225L36 226V223H37L38 220H39V219H38L37 222H36V219H35V220H30V222H29V219H34V214H36V213H34V214H33ZM40 213H41V212H40ZM40 213H38V214L40 215ZM25 214H24V216H25ZM38 214H37V216H38V218H40ZM41 214H42V213H41ZM32 215H33V216H32ZM40 216H41V215H40ZM24 218H23V220H24ZM35 218H37V217L35 216ZM41 218H42V216H41ZM40 220H41V219H40ZM40 220H39V222H40ZM61 221H62V220H61ZM63 221H65V220H63ZM23 222H24V221H22V223H23ZM41 222H42V221H41ZM59 223H60V224H59L60 226H62V224H64L63 226L65 227V225H66V226L70 225L71 222L69 221V219H67V220H66V223H67V224H66L65 222H59ZM68 223H69V224H68ZM138 223H139L138 221H135V222H134V224H138ZM71 224H72V223H71ZM37 225H38V224H37ZM21 227H22V226H21ZM71 227H72V226L70 225V226H69V229H70V230H71ZM33 228H34V227H33ZM65 228H66V227H65ZM53 229H54V228L52 227V228L50 229V231H53ZM67 229H68V228H67ZM22 231H23V230H22ZM24 232L26 233V230H25ZM32 232H33V233H32ZM25 233H24V235H23V233H20V234H22V235L25 237V236H26ZM30 233H29V234H30ZM27 234H28V232H27ZM18 235H19V234H18ZM41 235H42V236H41ZM23 236H22V237H23ZM31 236H28V238H27V237L25 238V239H28L27 242H28V241H31V239H32V238H30ZM29 238H30V240H29ZM19 239H18V240H19ZM25 239H24V240H25ZM9 241H10V242H9ZM19 241H20V240H19ZM25 242H26V241H25ZM55 242L59 243V242H60V239H56ZM12 243H13V242H12ZM30 243H31V244H30ZM30 245H31V247H33L34 249H35L36 246H37V248H36V253H40L39 255L42 257V258H41L42 260H40V258L37 259L38 257H35V258L37 259V261H34L35 258L32 257V254H34V253H32V252H33L34 250H33V248L30 247ZM32 245H33V246H32ZM45 245H46L47 247H46ZM10 246H11V245H10ZM214 247H215L214 242H213L212 240H209V241H207V242H205V241H204V242H199V244L197 245L196 248H197L198 252L200 251L201 253H206L208 250L213 249ZM28 248H29V249H28ZM30 248L32 249V252H31V249H30ZM13 249H15V250H13ZM17 249H18V250H17ZM27 249H28L29 251H28ZM38 249H39L40 251H41V249H43V250L40 252ZM12 250L14 251L13 253H12ZM16 250L19 252V254H18V252H15ZM25 251H28V252H25ZM73 251H74V252H73ZM64 252H65V251H64ZM81 252H82V253H81ZM14 253H15V254L17 253V255H14ZM30 253H32V254H30ZM48 253H49V254L52 253V254H54V255H53V256H52V254L48 255ZM42 254H43V255H42ZM64 254H65V256H64ZM13 255H14L15 257H14ZM128 255H129V254H128ZM128 255H127V256H128ZM203 255H204V254H203ZM18 256H19V257H18ZM35 256H36V255H35ZM37 256H38V255H37ZM204 256H205V255H204ZM11 257H14V258H12V260H11ZM43 257H44V258H43ZM129 257L132 258V259H134V260H136L138 263H147V264H157V263H158V264H160V262H161L160 260H156V261H155V260H152V259H147V258H145V255H143V254H140V255H135V254H134V255H130ZM205 257H206V256H205ZM72 258H71V259H72ZM71 259H70V260L67 259V260H68V263L71 261ZM206 259H208V258L206 257ZM14 261H15V260H14ZM19 261H20V262H19ZM55 261H56V263H55ZM36 262H37V263H36ZM44 262H45V263H44ZM60 262H61V263H60ZM72 262H74V260H72ZM72 262H71V264H73ZM106 262H107V261H106ZM12 263H10V264H12ZM15 263H17V262H15ZM236 263H237V262H235V264H236ZM13 264H14V263H13ZM89 264H90V263H89ZM91 264H92V263H91ZM250 264H252V262H250Z\"/></svg>",
    "mask_w": 264,
    "mask_h": 264
}]
</instances>
